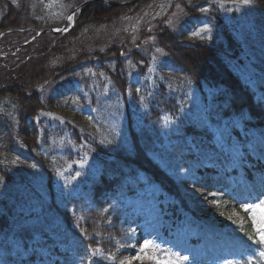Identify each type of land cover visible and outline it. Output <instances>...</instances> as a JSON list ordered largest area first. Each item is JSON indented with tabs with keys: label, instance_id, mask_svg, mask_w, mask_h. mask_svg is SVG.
Wrapping results in <instances>:
<instances>
[{
	"label": "trees",
	"instance_id": "trees-1",
	"mask_svg": "<svg viewBox=\"0 0 264 264\" xmlns=\"http://www.w3.org/2000/svg\"><path fill=\"white\" fill-rule=\"evenodd\" d=\"M68 1H73V8L84 5L70 30L39 35L44 29L64 25L63 21L51 22L44 17V1L0 0V239L13 234L28 253L35 248L34 258L43 255L47 246L56 252L60 243H75L86 264H115L108 257L115 254L118 241L124 236L123 213L117 207L116 196L121 189L125 194H133L157 182L187 206L171 170L183 168L195 157L187 137L194 131L201 134L202 130L184 124L166 128L161 117L176 116L198 89L215 87L221 88L218 106L224 116L243 117L248 113L258 125L264 126V98L231 64L230 59L241 50V40L213 5L208 17L209 36H193L184 28L172 29L164 22L154 31L145 32L146 36L155 37V46L166 53L162 64L164 81L147 92L146 109L136 118L132 105L137 111L141 106L134 100L137 92L131 83L128 60L142 61L143 73L150 59L134 47L131 49L129 41L116 33L129 21L123 19L125 16L133 18L144 12L147 5L161 0H139L127 5H109L102 0ZM255 2L263 19L264 0ZM185 3L187 13L199 18V8L207 0ZM33 5L37 7L36 13ZM92 67L106 73L113 83L111 102L100 104L98 109L115 126L110 129L102 125V131H98L90 122L81 124L94 130L95 139L90 142L104 164L95 178L83 184L81 191L66 194L56 187L53 151L40 152L41 142L48 141L50 132L43 127L41 136L37 121L45 105L42 86L50 80L69 79ZM259 67L264 69V63ZM129 92L133 93L132 99H128ZM53 101L51 97L50 104ZM246 122L252 127L251 119ZM233 130L237 136L241 135L236 127ZM73 136L81 141L76 130ZM73 148L67 147L71 157L81 154ZM32 165L44 178L46 194L42 201L32 196V192L41 194L32 179L36 175ZM259 165L262 170L264 166ZM200 169L218 171L212 167L197 170ZM166 210L174 212L177 207L168 205ZM38 235L40 247L32 242ZM97 248L100 252L93 256L92 250ZM246 250L244 255L239 253L244 264L246 255L252 254L251 249ZM159 257L171 260L164 252ZM16 259L11 258V264H27L26 259ZM153 261L138 259L132 264H153Z\"/></svg>",
	"mask_w": 264,
	"mask_h": 264
},
{
	"label": "rangeland",
	"instance_id": "rangeland-1",
	"mask_svg": "<svg viewBox=\"0 0 264 264\" xmlns=\"http://www.w3.org/2000/svg\"><path fill=\"white\" fill-rule=\"evenodd\" d=\"M41 1H44V6L50 2V0ZM164 2L166 0L151 3L149 4L151 8L147 5L144 12L131 18L124 28L116 33L129 41L131 49L134 47L150 59V64L143 73L142 61L137 63L132 58L128 60L131 83L136 86L137 92L134 100L141 106L137 111L135 105H132L135 108L136 118L141 117L146 109L147 92L154 90L160 81H164L162 64L166 61V53L163 50L157 52L156 49L159 47L149 40L152 36L145 34L154 31L162 22L169 25L166 21L171 20L172 24L169 26L172 29L184 28L191 35L193 32H200V36H209L208 17L213 5L241 40V50L230 59L231 64L249 81L254 90L264 94V69L259 67L264 63V18L262 19L261 10L255 0L249 5L242 4L240 0H207V3L199 8V18L187 13L185 8L187 5L183 0H171V7L161 12L159 5ZM177 4L180 5V9L176 8ZM36 8L33 5L32 9L35 13ZM77 8L75 6L73 8V1L59 0V3L53 7H45L44 17L51 22L66 23L65 17L75 10L78 13ZM202 8H207L208 11L202 12ZM138 20L139 26L133 31L132 26L136 25ZM205 26L207 30H204ZM112 85L106 73L92 67L69 79L50 80L42 86V99L45 105L40 109L37 121L41 136L44 133L43 127L50 132H48V141L41 142L40 152L43 150L48 154L53 151L57 169L56 187L60 192L66 194L79 192L89 178L91 180L96 177L98 170L104 164L101 155L96 153L90 142L95 139L94 130L87 129L81 124L90 122V125L97 127L98 131H102V125H108L107 128L110 129L115 126L114 122L111 126L105 112L98 109L100 104L111 102L112 98H109V95L114 92ZM219 92L220 88L215 87L198 89L176 116L165 114L161 117V124L166 128L175 124H184L202 130V134L194 131L189 136V145L196 152L195 158L189 160L185 169L175 170L173 173L176 182L187 194L189 208L200 218L186 217L173 235H168L161 230L163 226L161 208L148 192L149 189L159 192L158 185L148 186L145 197L120 194L118 199L123 203L126 226L134 233L133 238L129 233L118 243L119 249L113 256L115 262L140 256L142 254L140 248L144 240H150L155 246L169 245L175 254L188 256L190 264H222L224 260L237 264L236 251L248 244L241 229L247 222H252L251 210L245 212L241 205L255 204L264 200V174L255 176L257 178L254 177L252 180L246 176L248 169L246 153L264 162V127L256 125L250 129L245 118L244 120L237 116L223 118L217 106ZM51 97L54 98L52 106ZM132 98L133 93L129 92L128 99ZM233 126L239 130L246 129L242 138L239 137L241 139L234 133ZM73 130L81 136V141L73 136ZM86 134L88 137H85ZM68 146L74 147L76 152L81 151V154L71 157L67 153ZM205 164L219 165L222 169L229 170L232 166H236L237 175L228 177L200 175L195 172L197 166ZM32 170L36 174L32 179L41 192V194L32 192V196L42 201L44 198L41 197L46 194L44 178L37 167L32 165ZM253 193L256 196L255 201L249 198ZM234 211L239 213V216L229 219ZM187 216L192 215L187 213ZM194 233L198 234L199 243L191 241ZM8 248L13 249L12 256L20 258L26 255L21 241L13 234L6 235L2 240L0 239V264L8 263L10 255ZM152 248L155 247H149L147 250ZM61 254L63 264H83L74 245L69 249H61Z\"/></svg>",
	"mask_w": 264,
	"mask_h": 264
},
{
	"label": "snow or ice",
	"instance_id": "snow-or-ice-1",
	"mask_svg": "<svg viewBox=\"0 0 264 264\" xmlns=\"http://www.w3.org/2000/svg\"><path fill=\"white\" fill-rule=\"evenodd\" d=\"M240 2L244 5H249L251 4L252 0H240ZM13 3H17V0H13ZM56 3H59V0H50V2L48 4L45 5V7H53ZM149 7L151 8V5H149ZM167 7H171V0H166V2L161 3L159 5V8L161 9V12L164 11ZM177 9H180V5L177 4L176 5ZM202 12L208 11L207 8H202L201 9ZM160 13H157V15H159ZM76 11H73L70 15L66 16L65 19L67 21H69V26H66L64 28H57L55 29L57 32H68L70 30V27L74 24L75 22V18H76ZM145 15H147V13H145ZM123 19L125 20H130V17L125 16ZM142 19V18H141ZM170 26L172 24L171 20L166 21ZM139 26V20L137 21L136 25L132 26V30L135 31L137 29V27ZM23 30V29H21ZM127 30V29H126ZM207 30V26H205V29ZM149 31H151V28H149ZM200 32H193L192 35L193 36H200ZM149 40L151 41H155V37H149ZM157 52H162V49L157 48L156 49ZM137 91H139V89H137ZM33 167H35V165H33ZM77 175H79V173H77ZM242 209L247 212L249 210H251V220H252V226L254 231L253 232H249L246 233L248 239L250 241H252V244L257 246L251 249V253L252 254H247L245 259H246V264H252L253 261H256V264H260L261 261H264V200H260L259 203H255V204H242L241 205ZM106 211V210H105ZM233 216H239V213H236L235 211L232 213V215H230L228 218L232 219ZM243 230V229H241ZM149 247H158L155 246L153 244V241L150 240H144L143 245L140 248V252H145L146 249H148ZM247 250L246 249H241V254L244 255L245 252ZM98 252H100V249H93L92 250V254L93 256H95ZM175 255L177 260H185L187 261L189 259L188 256H180L178 253L173 254ZM108 259L114 260L115 257H108ZM138 259H143L142 256H135L132 258H129L127 260H121L119 261V264H132L133 260H138ZM148 259H156L155 256H150L148 257ZM158 264H174V261L168 259V260H160L158 262ZM222 264H231L230 261L224 260L222 262Z\"/></svg>",
	"mask_w": 264,
	"mask_h": 264
},
{
	"label": "water",
	"instance_id": "water-1",
	"mask_svg": "<svg viewBox=\"0 0 264 264\" xmlns=\"http://www.w3.org/2000/svg\"><path fill=\"white\" fill-rule=\"evenodd\" d=\"M134 1H139V0H131V1H126V2H121V3H112V4H128V3H133ZM47 31H56V30H53V29H48V30H44L42 31L41 33H44V32H47Z\"/></svg>",
	"mask_w": 264,
	"mask_h": 264
}]
</instances>
